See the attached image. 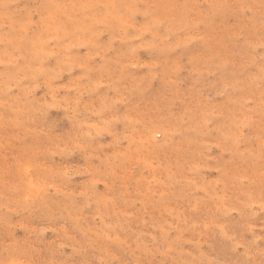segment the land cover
<instances>
[{"label": "rangeland", "instance_id": "obj_1", "mask_svg": "<svg viewBox=\"0 0 264 264\" xmlns=\"http://www.w3.org/2000/svg\"><path fill=\"white\" fill-rule=\"evenodd\" d=\"M0 264H264V0H0Z\"/></svg>", "mask_w": 264, "mask_h": 264}]
</instances>
